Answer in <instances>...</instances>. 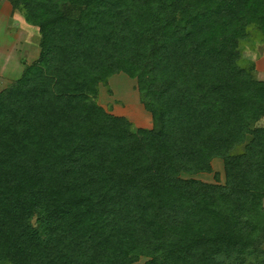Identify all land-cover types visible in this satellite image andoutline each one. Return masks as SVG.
<instances>
[{"label": "trees", "instance_id": "trees-1", "mask_svg": "<svg viewBox=\"0 0 264 264\" xmlns=\"http://www.w3.org/2000/svg\"><path fill=\"white\" fill-rule=\"evenodd\" d=\"M7 1L41 52L0 92V264H264V0ZM119 73L151 129L97 103Z\"/></svg>", "mask_w": 264, "mask_h": 264}, {"label": "rangeland", "instance_id": "rangeland-1", "mask_svg": "<svg viewBox=\"0 0 264 264\" xmlns=\"http://www.w3.org/2000/svg\"><path fill=\"white\" fill-rule=\"evenodd\" d=\"M19 14L23 16L20 12ZM3 33L4 35L9 34L5 21L4 23L3 21L0 23V45L4 44V40L2 39ZM34 42L35 46H25L22 51L19 50L21 52L19 55L20 66L17 65V55L15 56L9 53L8 56H5L2 54L3 51L5 54V48H0V76L3 75L5 69L10 72L6 75L4 74V78L0 80L2 89L8 87L22 76L24 70L23 61L32 64L39 58L41 48L40 46L38 47L37 39H35ZM261 45L262 44H259L258 42H256V44L251 42L247 43L243 53L244 59L256 63L255 61L260 56L259 48H261ZM97 103L115 116L128 118L136 129H151L153 127L152 116L145 109L141 101L137 89V81L131 79L124 73H119L111 77L108 81V85H100ZM258 126L264 127V119L258 123ZM241 149L242 148L239 147L237 151H240ZM211 168L212 171L210 173L198 174L195 176L185 174L182 177L184 179L200 180L208 184L224 185L226 183V176L223 160L214 159L211 163ZM145 261L146 260L143 259L139 264H142Z\"/></svg>", "mask_w": 264, "mask_h": 264}, {"label": "crops", "instance_id": "crops-1", "mask_svg": "<svg viewBox=\"0 0 264 264\" xmlns=\"http://www.w3.org/2000/svg\"><path fill=\"white\" fill-rule=\"evenodd\" d=\"M2 21L3 23L5 21L9 32V34L7 33L8 35H4L3 33L2 39L4 40V44L1 43L2 45H0V48L1 49L5 48L6 52L4 54L3 51L2 54L5 56H8L9 53L15 56L17 55L16 61H17V65H19V55L21 53L20 51H22L23 48H25V46L26 47L35 46L34 41L35 39H37L38 47H39V42H40L39 29L37 27L29 25L25 21L24 17L21 16L18 11H14L11 4L6 0H0V23ZM260 47H261L259 48L260 56L255 61L256 62L255 64H256L258 77L260 78V80L264 81V44H262ZM7 73L10 72L7 69H5L3 75L0 76V80H2L4 78V74L6 75ZM1 89L2 87L0 85V92L5 88L2 90Z\"/></svg>", "mask_w": 264, "mask_h": 264}]
</instances>
